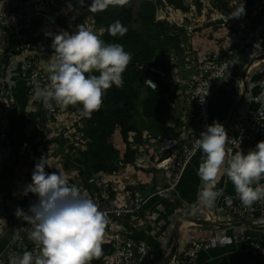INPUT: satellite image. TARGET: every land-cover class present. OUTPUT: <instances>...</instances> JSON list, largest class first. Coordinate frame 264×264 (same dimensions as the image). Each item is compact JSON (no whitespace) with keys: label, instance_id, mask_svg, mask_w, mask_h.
<instances>
[{"label":"built area","instance_id":"2783aa9c","mask_svg":"<svg viewBox=\"0 0 264 264\" xmlns=\"http://www.w3.org/2000/svg\"><path fill=\"white\" fill-rule=\"evenodd\" d=\"M67 2L27 0L20 3L18 0H0V187L1 190L5 186L10 187L9 198L0 199V237L8 232L6 245L0 254V264H9L12 257L22 255L25 251L32 252L34 256L40 253V246L28 238L31 225L17 218L15 210L21 208L27 213L30 205L38 200L34 194L25 195L24 190L32 182V172L41 157H45L46 172L63 173L69 184H75L96 204L108 205V210L103 211L108 223L100 245L111 246L113 253L105 257L104 264H140L141 259L149 255V249L131 238L127 234L128 230L118 224V220L144 213L148 204L157 196L162 197L166 192L171 194L177 190L186 167L201 151L195 148L196 139L206 130V126L211 125L214 90L231 76L240 55L264 57V52L254 54L257 47L264 45V8L261 7L264 2L252 0L253 24L242 28L234 47L226 48L224 52L210 53L203 59L200 55L198 58L187 57L191 52H185V48L184 54L171 55L170 64L179 67L178 71L184 74L174 68L166 74L153 69L165 78L169 87L164 96L167 110L163 120L174 129V133L151 138L148 132H144L143 143L140 144H135L133 135L130 136L135 160L127 167L147 171L158 182L154 193L143 195L133 190L122 203L116 198L117 189L109 175H97L92 191H88L84 186L86 179L83 180L78 173L80 169H66L62 163L68 151H84L89 142L84 135V117L74 110L78 105L61 107L53 102L54 110H48L43 100L34 94L38 85L49 83L47 61L54 51L36 42V38L31 41V37L39 36L35 35L37 29L33 36H27L21 33L22 26H29L36 20L57 24V19L79 24L81 14L69 0ZM231 22L236 24L234 19ZM4 57L9 62L6 68L8 75L5 73L7 70H3ZM20 80L27 89L24 101L16 99L13 94V87ZM147 85L156 89L154 82H147ZM257 86L262 97L260 107L255 111L246 110L237 118L234 132L229 134V139H235L236 143L226 145L232 154L240 150L247 154L264 141V77L257 82ZM181 98H184L183 104L180 103ZM23 102L26 103L24 106ZM20 116L26 122L22 133L24 140L28 141V156L24 161L16 162L11 160V154L17 136L14 132L20 131ZM123 167L121 163L119 170ZM153 172L156 174L153 175ZM260 183L264 184V179ZM226 215L264 220V200L256 201L251 207H245L239 199L231 201L226 207ZM235 242L242 244L244 250L253 256L264 255V245L253 235L241 232ZM211 248L212 238L187 242L182 245L180 253L171 256L169 264H203L198 255Z\"/></svg>","mask_w":264,"mask_h":264},{"label":"clouds","instance_id":"9594fccd","mask_svg":"<svg viewBox=\"0 0 264 264\" xmlns=\"http://www.w3.org/2000/svg\"><path fill=\"white\" fill-rule=\"evenodd\" d=\"M123 4L124 0H115ZM113 0H92L88 11L106 9ZM81 7L85 0H79ZM245 7L233 16L240 17ZM112 36H123L127 28L119 20L108 26ZM105 31L101 28L100 32ZM52 38L54 54L48 63L49 83L37 86L34 94L43 100L44 107L54 110L56 106L82 105L80 114L91 118L103 104L107 90L113 85L123 87V73L132 56L118 43H105L93 30L84 24L69 33H45ZM95 73H99L96 75ZM151 82V80H146ZM203 102V100H202ZM236 143L229 139L223 124L214 121L206 126L195 141V148L202 150L198 176L203 187L200 200L211 205L217 192L213 190L216 178L225 172L235 192L245 207L264 200V141L259 142L247 154L236 151L232 154L226 145ZM45 157H41L32 172V182L25 186V195L38 197L26 213L17 208L15 215L31 228L28 238L40 246V253L30 251L14 256L9 264H89L92 256L100 251V242L108 223L106 213L75 184H69L61 172L45 171ZM255 185V187L253 186Z\"/></svg>","mask_w":264,"mask_h":264},{"label":"trees","instance_id":"16d2710c","mask_svg":"<svg viewBox=\"0 0 264 264\" xmlns=\"http://www.w3.org/2000/svg\"><path fill=\"white\" fill-rule=\"evenodd\" d=\"M18 1L24 3L27 0ZM186 1L124 0L123 4H119L113 0V3L109 4L106 9L96 12L88 11V5L92 0L84 6L83 10L89 15L93 26L99 31L101 28L105 29L100 38L105 43L123 45L125 51L132 56L123 73V87L118 88L113 85L106 91L100 109L93 112L90 119L84 117V135L89 142L84 151H79L74 162L79 169L83 168L90 172L84 183L86 190L92 191L97 175L103 173L113 175L118 172L121 163L128 165L134 162L135 152L132 149V143L129 142L131 135H133L134 143L140 144L143 143L144 132H148L151 138L174 133V129L163 120L167 110L164 96L169 87L165 78L153 69H159L165 74L173 68L178 71L179 67L170 64L169 57L173 54H184L182 38L186 34V28L166 20H158L157 14L160 9L166 7L187 14L191 11V5H188ZM192 1L196 11L200 14L203 4L200 0ZM240 1L245 3L243 6L245 12L241 16H251L249 9L253 5L252 0ZM211 5L215 10L229 14L239 9L238 6L229 8L223 0H211ZM176 14L182 15L178 11ZM116 20L127 28L125 35L112 36L107 32L108 26ZM56 22L63 24L64 21L57 19ZM34 26L35 23L29 25L33 32L36 30ZM35 38L37 37L30 39L33 42ZM95 74L99 75V73ZM146 80L154 82L156 89L150 88ZM23 103L24 106L26 103ZM74 110L81 112L82 105H78ZM25 123L23 116H20V131L18 130L19 135L17 134L13 143L12 161L19 162L26 157L28 141L20 138ZM211 124H213L212 121ZM117 135L125 146L124 152L115 145ZM197 156L192 159L185 171ZM70 165L71 162L67 161L66 169H70ZM9 191L10 187L8 196ZM114 195L115 193L112 192V196ZM102 207L106 209L107 204L103 203ZM99 247L100 251L92 256L89 264H104L105 257L113 253L111 246L100 245ZM159 260L160 257H157L154 262Z\"/></svg>","mask_w":264,"mask_h":264},{"label":"crops","instance_id":"0c3cea01","mask_svg":"<svg viewBox=\"0 0 264 264\" xmlns=\"http://www.w3.org/2000/svg\"><path fill=\"white\" fill-rule=\"evenodd\" d=\"M261 7L264 8V5ZM34 23L41 22L36 20ZM34 28L37 29L35 35H39V27ZM36 42L42 44L41 39H37ZM187 51H190L189 48H185V52ZM261 52H264V45L257 47L254 54ZM241 56L233 67L231 76L214 90L211 100L212 123L218 121L226 129L230 113L245 93L241 105L243 108L236 110L237 117L233 119L228 131L230 135L234 132L239 115L246 110L259 109L262 99L257 82L264 77V57L246 56V59L240 58ZM7 57L2 63L4 71L9 66ZM202 57L200 55V58ZM14 71L15 69L12 70ZM5 73L8 75V70ZM26 90L25 83L20 80L14 85L13 94L16 99L24 101ZM180 103H184V98L180 99ZM14 133L19 135V131ZM24 139L22 135V140ZM202 157L201 150L183 174L176 191L171 194L166 192L162 197L157 196L156 201L154 199L148 204L144 213L118 220V224L128 230L127 234L131 238L149 249V255L142 258L140 264H169L170 256L180 253L182 245L206 238H212V248L199 253V261L203 264H264V255L253 256L244 250L242 244L235 242L236 236L244 232L253 235L264 245V220L259 218L247 220L226 215L229 202L239 198L225 172H221L214 183L213 190L217 192L215 201L211 205L201 202L200 192L203 183L197 173ZM155 174L153 172V175ZM109 176L117 189L116 198L119 203L126 201L129 192L133 190L143 195L154 193L158 182L157 178L147 171L132 169L127 165ZM8 190L9 187L5 186L3 190L0 187V199L9 198ZM200 221H205L209 225H200ZM7 236L8 232H5L0 237V254L6 245ZM157 257H160V260L154 262Z\"/></svg>","mask_w":264,"mask_h":264},{"label":"rangeland","instance_id":"374dc122","mask_svg":"<svg viewBox=\"0 0 264 264\" xmlns=\"http://www.w3.org/2000/svg\"><path fill=\"white\" fill-rule=\"evenodd\" d=\"M65 1L67 2L68 0ZM69 1L73 5L75 10H78L79 13L81 14V16L78 18L79 24H71L70 22L66 23L64 20H62L64 21L63 24H58V23L50 24L48 22L35 23V26H40L38 30L39 38L37 36L36 39H41V43L44 46L51 47L53 42L52 38L46 36L45 33L58 34L61 30L69 33H73L76 31L77 26L82 24H84L87 28L95 31L99 36L101 35L102 32H100L93 26V22L90 21L89 15L86 14L87 12L83 10L84 6L88 3L89 0H85V4L83 7L80 6L79 0H69ZM200 1L203 4V9L200 14L196 11L195 6L193 5L194 2L192 0L186 1L188 5H191V11L187 14H184L181 11L175 10L170 7L160 9L157 14L158 20H166L169 21V23L176 24L180 27L186 28V34L183 36L182 41L184 47L186 49L189 48L191 52L187 57L198 58V55L207 57L209 53H214L218 51L224 52V49L229 47H234L238 35H240V33L243 31L242 28L250 27L253 24L254 18H252L251 16H248V18L247 16L244 17L240 16L238 18H235L233 16L237 13V11L234 12L233 14L223 13L222 11L215 10L212 7L211 0H200ZM223 1L228 4L229 8L238 6L240 9L245 5V3L240 0H223ZM249 10L251 13L253 12V5L250 7ZM177 11L180 12V14L182 15L176 14ZM221 17H224L227 20L221 19ZM232 19L236 21V24H233L231 22ZM21 33L27 36H29V34L33 36L34 34V32L32 31V29H30L29 26H22ZM223 46H225L226 48H223ZM52 51L54 50L52 49ZM52 51H49V53H51ZM240 58L247 59L245 55H242ZM5 60L6 58L2 60V63ZM169 61H171L170 57H169ZM187 63L189 62L187 61ZM177 72L180 73V71ZM242 108L243 107H240L238 110H241ZM236 117L237 114H235L234 120L236 119ZM20 136H21L20 138L22 139V133ZM114 142L115 145L118 148H120L122 152H124L125 146L118 135ZM78 153L79 151H72V150L68 151L67 156L64 157V159L62 157L63 159L62 163L66 165V162L70 161L71 168H73L75 171L78 170L79 168H76L77 166L74 162L75 159L77 158ZM27 156L28 154L26 152V157L21 159L20 161H24V159H26ZM78 173L80 174V177L83 180L87 179L90 174L89 171L85 169L83 170V168L78 170Z\"/></svg>","mask_w":264,"mask_h":264},{"label":"water","instance_id":"95a60500","mask_svg":"<svg viewBox=\"0 0 264 264\" xmlns=\"http://www.w3.org/2000/svg\"><path fill=\"white\" fill-rule=\"evenodd\" d=\"M221 19L227 20L224 17H221ZM244 99H245V93H243L241 99L237 102L236 106L233 108L232 112L230 113V116H229L228 121L226 123V132H227V134H228V131H229L230 126L232 124V121L234 119V114H235L236 110L241 107ZM228 137H229V134H228ZM202 187H203V185H202ZM202 187H201V190H202ZM200 225H206V226H208L209 224L206 223L205 221H200Z\"/></svg>","mask_w":264,"mask_h":264},{"label":"bare ground","instance_id":"6f19581e","mask_svg":"<svg viewBox=\"0 0 264 264\" xmlns=\"http://www.w3.org/2000/svg\"><path fill=\"white\" fill-rule=\"evenodd\" d=\"M100 210H101V211H107V210H108V205H107V208H106V209H103L102 204H101V205H100Z\"/></svg>","mask_w":264,"mask_h":264}]
</instances>
